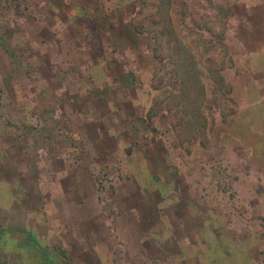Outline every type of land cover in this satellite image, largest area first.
I'll list each match as a JSON object with an SVG mask.
<instances>
[{
  "label": "rangeland",
  "instance_id": "1",
  "mask_svg": "<svg viewBox=\"0 0 264 264\" xmlns=\"http://www.w3.org/2000/svg\"><path fill=\"white\" fill-rule=\"evenodd\" d=\"M0 264H264V0H0Z\"/></svg>",
  "mask_w": 264,
  "mask_h": 264
},
{
  "label": "trees",
  "instance_id": "2",
  "mask_svg": "<svg viewBox=\"0 0 264 264\" xmlns=\"http://www.w3.org/2000/svg\"><path fill=\"white\" fill-rule=\"evenodd\" d=\"M134 26H136V25H134ZM176 42H177V47H178L179 53L181 54V50L183 49L184 46L181 44L179 39H176Z\"/></svg>",
  "mask_w": 264,
  "mask_h": 264
}]
</instances>
